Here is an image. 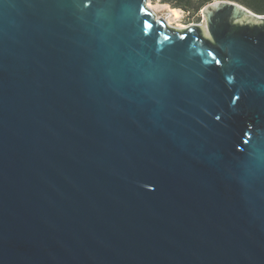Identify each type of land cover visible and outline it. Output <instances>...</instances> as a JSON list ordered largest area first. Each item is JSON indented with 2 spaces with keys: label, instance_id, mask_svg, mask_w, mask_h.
Returning a JSON list of instances; mask_svg holds the SVG:
<instances>
[{
  "label": "water",
  "instance_id": "95a60500",
  "mask_svg": "<svg viewBox=\"0 0 264 264\" xmlns=\"http://www.w3.org/2000/svg\"><path fill=\"white\" fill-rule=\"evenodd\" d=\"M200 14L0 0V264H264V13Z\"/></svg>",
  "mask_w": 264,
  "mask_h": 264
},
{
  "label": "rangeland",
  "instance_id": "374dc122",
  "mask_svg": "<svg viewBox=\"0 0 264 264\" xmlns=\"http://www.w3.org/2000/svg\"><path fill=\"white\" fill-rule=\"evenodd\" d=\"M148 6L152 9L156 17L164 18L170 22V26L177 28H185L191 24H200L202 16L200 12H187L179 7H173L172 4L165 0H147ZM172 8H177L178 15H174Z\"/></svg>",
  "mask_w": 264,
  "mask_h": 264
},
{
  "label": "trees",
  "instance_id": "16d2710c",
  "mask_svg": "<svg viewBox=\"0 0 264 264\" xmlns=\"http://www.w3.org/2000/svg\"><path fill=\"white\" fill-rule=\"evenodd\" d=\"M216 0H165V2L172 4L173 7H179L187 12H200L201 8ZM236 1L256 13H264V0H232Z\"/></svg>",
  "mask_w": 264,
  "mask_h": 264
},
{
  "label": "bare ground",
  "instance_id": "6f19581e",
  "mask_svg": "<svg viewBox=\"0 0 264 264\" xmlns=\"http://www.w3.org/2000/svg\"><path fill=\"white\" fill-rule=\"evenodd\" d=\"M147 5H148V4H147ZM172 11H173V14H174V15H178V14H179V11H178L177 8H172ZM167 23L170 24L169 21H167Z\"/></svg>",
  "mask_w": 264,
  "mask_h": 264
},
{
  "label": "snow or ice",
  "instance_id": "6c2138e0",
  "mask_svg": "<svg viewBox=\"0 0 264 264\" xmlns=\"http://www.w3.org/2000/svg\"><path fill=\"white\" fill-rule=\"evenodd\" d=\"M143 10V9H142ZM211 54V53H210ZM219 61H217V63H218Z\"/></svg>",
  "mask_w": 264,
  "mask_h": 264
}]
</instances>
